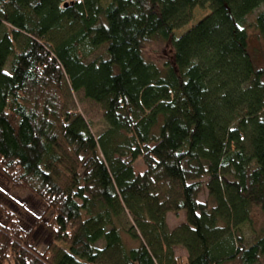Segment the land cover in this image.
<instances>
[{"label":"trees","instance_id":"16d2710c","mask_svg":"<svg viewBox=\"0 0 264 264\" xmlns=\"http://www.w3.org/2000/svg\"><path fill=\"white\" fill-rule=\"evenodd\" d=\"M260 61L264 0H0L2 196L33 197L51 234L33 247L34 229L2 209L0 264H179L177 248L184 264H264V236L241 230L264 216ZM65 88L101 110L102 132Z\"/></svg>","mask_w":264,"mask_h":264},{"label":"rangeland","instance_id":"374dc122","mask_svg":"<svg viewBox=\"0 0 264 264\" xmlns=\"http://www.w3.org/2000/svg\"><path fill=\"white\" fill-rule=\"evenodd\" d=\"M209 7L205 5L202 8H194L191 12V21L180 30H177L174 34L176 36H180L185 33L188 29L194 26L197 22L201 19L206 17L209 14ZM254 15L247 18L246 27L250 29L249 33L252 39V46L258 48V42L254 39V32H253V23H254ZM159 52L155 53L152 50L147 51V56L152 60L158 62L161 60L162 56H166V49H160ZM259 51V48H258ZM258 56H259V52ZM100 56H104L102 53ZM99 57V56H97ZM260 60V57H259ZM260 66H264L263 61H260ZM65 99L68 105V108L72 112H78L82 114L87 121H89L92 131L95 135L99 134L104 130L106 127L102 120V112L101 110L93 103L88 102L83 99L81 94H76L70 92L67 88L64 90ZM175 93L171 90L164 91L162 94L156 96L153 100V106L150 111L146 112V116L153 118L157 114L164 111L167 107V104L171 103L174 99ZM176 123H173L172 130H176ZM134 171L136 174H140L144 171V166L142 162L139 160L134 164ZM8 182L7 180L1 175L0 173V225L3 224V214L2 209L7 208L11 212H13L18 218L20 225L24 230H29L33 228L34 234L33 237L30 239V244L33 247L39 246V248L43 246H47L51 243V234L49 231L44 228V226L36 225V220L39 218L40 214L42 213V208L39 206L38 202L33 199V197L27 195L24 197H14L15 203L13 204L9 200L5 199L2 195L8 194ZM199 201L204 203L206 201V193L201 194L199 197ZM17 205L24 206V212L19 211ZM185 222V213L180 212L177 216L172 213L167 215V224L170 229L176 228L179 224ZM242 234L246 243L250 244L257 234H261L264 236V216L260 215L257 211L254 210L252 214V221L246 223L242 227ZM175 255L178 258L179 264H184L185 262V254L184 251L180 248L175 249Z\"/></svg>","mask_w":264,"mask_h":264}]
</instances>
